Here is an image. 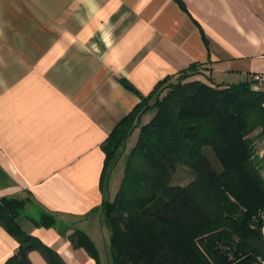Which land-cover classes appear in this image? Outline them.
Returning <instances> with one entry per match:
<instances>
[{
	"label": "crops",
	"instance_id": "1",
	"mask_svg": "<svg viewBox=\"0 0 264 264\" xmlns=\"http://www.w3.org/2000/svg\"><path fill=\"white\" fill-rule=\"evenodd\" d=\"M192 66L215 85L264 76V0H0V199L31 201L17 217L23 230L65 264H97L69 236L92 240L95 217L108 230L102 206L125 164L116 184L114 171L103 179V145ZM30 209L57 224L37 225ZM19 248L0 225V264Z\"/></svg>",
	"mask_w": 264,
	"mask_h": 264
},
{
	"label": "trees",
	"instance_id": "2",
	"mask_svg": "<svg viewBox=\"0 0 264 264\" xmlns=\"http://www.w3.org/2000/svg\"><path fill=\"white\" fill-rule=\"evenodd\" d=\"M196 69L161 82L103 145L104 179L139 131L119 190L102 206L112 264H264V90L194 79ZM151 109L154 117L142 124ZM180 169L193 172L184 186L174 184ZM26 207L24 199H0V225L20 243L6 264H33V251L48 264H65L18 223ZM35 213L37 225L58 222L44 210ZM69 238L101 264L88 235L76 230Z\"/></svg>",
	"mask_w": 264,
	"mask_h": 264
},
{
	"label": "rangeland",
	"instance_id": "3",
	"mask_svg": "<svg viewBox=\"0 0 264 264\" xmlns=\"http://www.w3.org/2000/svg\"><path fill=\"white\" fill-rule=\"evenodd\" d=\"M194 72H195V75L193 77L194 79L197 78V79L203 80L207 83H211L209 73L206 71V69H204V68L198 69L197 68ZM252 86H253L254 90H256V91H263L264 90V81H262L259 85H256V86L252 85ZM148 104H149V106H151L153 103L149 102ZM151 110L154 111V109H151ZM144 114H146V113H144ZM150 114H152V113H149L148 115L143 117V119L141 120L142 124H146L150 121V119H152V118H150ZM153 115H155V114H153ZM138 132L139 131L135 132L130 137V139L127 141L125 147L122 150H120V154H118L116 156V158L113 159L111 164L108 166V170L106 172V175L110 176V174H112V172L114 171L113 182H115V184H116V181H117L116 179L118 178V176L122 175V167L123 166L125 167V165H123V164H125V162H126L127 151L133 147L135 140L137 141ZM187 172L193 173L189 169H180L179 173H178L179 179L176 178V180L174 181V184L179 185V183H182V182H183L182 185L188 184L189 182L186 181L188 178ZM183 178H184V181H181ZM182 185H180V186H182ZM24 201L26 202L27 206H29L31 204V201L27 197L24 198ZM35 210L36 209H34V210L30 209V210H28V213L34 214ZM35 214H37V213H35ZM35 214H34V216H35ZM89 227H90L92 237H93L92 240H93L95 247L97 249V252H98L100 263L101 264H112L111 252H110L109 231L107 230L106 225L104 227H101L100 223L97 222V217H95V219H92V221L90 222Z\"/></svg>",
	"mask_w": 264,
	"mask_h": 264
},
{
	"label": "built area",
	"instance_id": "4",
	"mask_svg": "<svg viewBox=\"0 0 264 264\" xmlns=\"http://www.w3.org/2000/svg\"><path fill=\"white\" fill-rule=\"evenodd\" d=\"M256 80H259L260 82H262V81H264V76H259V77L256 78ZM259 154H260L261 157H264V144L262 146V149L259 151ZM262 217L264 219V215Z\"/></svg>",
	"mask_w": 264,
	"mask_h": 264
},
{
	"label": "water",
	"instance_id": "5",
	"mask_svg": "<svg viewBox=\"0 0 264 264\" xmlns=\"http://www.w3.org/2000/svg\"><path fill=\"white\" fill-rule=\"evenodd\" d=\"M252 85H258L260 84L261 82L259 80H253L250 82Z\"/></svg>",
	"mask_w": 264,
	"mask_h": 264
}]
</instances>
